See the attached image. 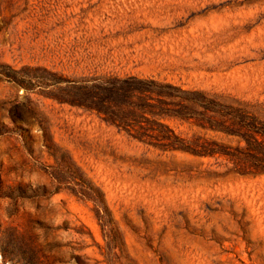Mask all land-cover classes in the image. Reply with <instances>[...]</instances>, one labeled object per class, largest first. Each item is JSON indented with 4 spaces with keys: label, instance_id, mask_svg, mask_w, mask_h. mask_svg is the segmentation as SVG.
Instances as JSON below:
<instances>
[{
    "label": "rangeland",
    "instance_id": "rangeland-1",
    "mask_svg": "<svg viewBox=\"0 0 264 264\" xmlns=\"http://www.w3.org/2000/svg\"><path fill=\"white\" fill-rule=\"evenodd\" d=\"M135 88L156 116L91 109ZM246 124L264 0H0V264H264V173L184 149Z\"/></svg>",
    "mask_w": 264,
    "mask_h": 264
},
{
    "label": "trees",
    "instance_id": "trees-1",
    "mask_svg": "<svg viewBox=\"0 0 264 264\" xmlns=\"http://www.w3.org/2000/svg\"><path fill=\"white\" fill-rule=\"evenodd\" d=\"M136 93L134 96H114L115 99L128 97L131 101L118 103L114 109L113 99L110 96L104 98V104H100V106H95L94 110H97L100 114L105 115L107 121L121 127L122 125H127L125 127H130L128 123L130 121H136V119H145L146 114H150L152 116H156L153 112L146 110L145 108H140L138 104L133 100H141L142 96H137V93H141L140 88H135L134 92ZM133 95V94H132ZM146 99L154 100V96L146 97ZM74 103V102H72ZM104 106V105H106ZM78 105L84 106L85 108H89L87 104L79 103ZM98 105V104H97ZM125 107V108H124ZM115 111V112H112ZM125 111H128L127 113ZM209 111V110H208ZM147 119V118H146ZM127 123V124H125ZM244 138L250 141H254V143H248L247 147L242 151L236 149L235 151L229 150L226 152L225 148L222 146H218L217 144H206L202 146H185V150L190 151L194 154L200 156H215V155H226L230 156L233 159H237L233 161L232 167L229 168V171H233L237 174L241 175H257L264 173V130L263 134L259 132V130H255L256 128L253 125L245 126ZM166 130L163 131L165 139H177L178 137L175 135L174 131L165 127ZM144 130L143 128H141ZM133 131V132H132ZM135 138L144 139V137H148L149 134L146 132H140L134 130H129L128 132ZM166 149H176L174 146H169ZM238 154L242 155L244 158L239 160Z\"/></svg>",
    "mask_w": 264,
    "mask_h": 264
},
{
    "label": "clouds",
    "instance_id": "clouds-1",
    "mask_svg": "<svg viewBox=\"0 0 264 264\" xmlns=\"http://www.w3.org/2000/svg\"><path fill=\"white\" fill-rule=\"evenodd\" d=\"M31 183L33 187H36V183H37V176L35 173H33L32 177H31Z\"/></svg>",
    "mask_w": 264,
    "mask_h": 264
}]
</instances>
